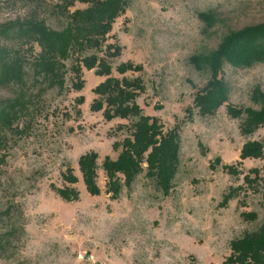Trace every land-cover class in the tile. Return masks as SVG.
Masks as SVG:
<instances>
[{
    "label": "rangeland",
    "instance_id": "374dc122",
    "mask_svg": "<svg viewBox=\"0 0 264 264\" xmlns=\"http://www.w3.org/2000/svg\"><path fill=\"white\" fill-rule=\"evenodd\" d=\"M127 2L102 47L83 57L97 54L108 60L114 78L140 79L144 91L136 102L142 114L159 121L165 132L178 128L173 187L163 194L146 176L145 164L131 189L124 187L112 198L103 163L118 158L121 148L115 144L132 138L138 119L108 121L103 111L93 112L99 98L94 90L106 77L83 67L84 87L75 90L71 69L76 61L70 58L64 89H45L31 80L28 110L11 129L0 130V237L7 236L0 264H226L231 242L264 225V154L240 157L247 142L264 144V125L243 135L244 118H233L227 110L228 105L258 108L251 97L256 87L264 92V64L226 65L229 102L204 117L194 99L209 73L188 61L200 50L217 47L228 29L263 22L264 0ZM58 3L0 0V24L35 12L59 30L66 16L55 14ZM88 6L76 2L70 11ZM203 12L218 16L208 32ZM5 42L0 38V44ZM27 47L20 49L32 60L40 49ZM108 47L118 55L106 57ZM125 64L139 69L121 74L118 69ZM15 94L13 88H0V105ZM91 152L98 156V196L86 190L78 165ZM68 171L78 178L76 184L64 180ZM55 188L76 190L79 199L67 202Z\"/></svg>",
    "mask_w": 264,
    "mask_h": 264
},
{
    "label": "trees",
    "instance_id": "16d2710c",
    "mask_svg": "<svg viewBox=\"0 0 264 264\" xmlns=\"http://www.w3.org/2000/svg\"><path fill=\"white\" fill-rule=\"evenodd\" d=\"M39 1V0H35ZM55 14L66 16L61 29L51 28L35 12L0 24V38L6 41L0 44V88L8 87L16 91L14 97L0 105V130L11 129L18 118L28 110L31 100L30 81L44 83L45 89L63 90L68 74L66 62L74 57L72 67L75 90L84 87L82 68L96 70V74L106 77L94 93L99 96L91 105L93 112L103 111L106 120L135 117V130L132 138H126L121 144H115L121 152L116 160L107 157L103 170L108 179L107 191L117 198L124 187L131 189L135 179L144 171L155 181L158 189L165 195L173 187L177 174L180 154V135L178 128L165 132L163 126L154 118L144 116L136 100L144 91L140 79L129 80L112 77V68L103 57L92 54L83 57L87 51L99 50L106 36L112 31L116 19L127 6V0H58ZM76 2L89 4L85 9L70 11ZM54 13V12H53ZM208 32L218 21L214 12L200 13ZM40 51L31 60L20 48ZM106 57L117 56L119 50L112 53L108 47ZM189 63L198 71L209 73L207 84L195 96L194 105L204 117L214 115L219 108L229 102L230 87L224 77V68L229 65L235 69L252 68L264 64V21L247 25L240 29H228L214 49H203L189 58ZM137 70L130 64L122 65L121 74ZM30 73L32 77H30ZM252 101L258 106L237 108L227 106L233 118H244L241 131L250 136L264 125V92L254 88ZM83 103V99L79 100ZM4 141L0 137V147ZM264 144L257 141L247 142L240 157L242 160L262 158ZM98 156L91 152L80 157L78 165L86 190L90 195L98 196L101 190L97 184ZM0 151V166L3 164ZM232 170L231 167H229ZM123 178H121V176ZM64 180L76 184L78 178L70 171L63 175ZM123 180V182H122ZM264 181V180H263ZM56 193L65 201L79 199V192L69 188H55ZM231 197V196H230ZM229 197L226 198V201ZM256 218L255 214H244ZM7 236L0 237V253L6 249ZM232 253L226 264H264V225L257 231L248 232L231 242ZM3 254H0L2 256Z\"/></svg>",
    "mask_w": 264,
    "mask_h": 264
},
{
    "label": "water",
    "instance_id": "95a60500",
    "mask_svg": "<svg viewBox=\"0 0 264 264\" xmlns=\"http://www.w3.org/2000/svg\"><path fill=\"white\" fill-rule=\"evenodd\" d=\"M91 258V254L90 253H87L86 254V259L89 260Z\"/></svg>",
    "mask_w": 264,
    "mask_h": 264
}]
</instances>
